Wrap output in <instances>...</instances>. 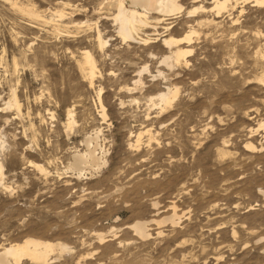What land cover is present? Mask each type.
Returning a JSON list of instances; mask_svg holds the SVG:
<instances>
[{
  "label": "rangeland",
  "instance_id": "374dc122",
  "mask_svg": "<svg viewBox=\"0 0 264 264\" xmlns=\"http://www.w3.org/2000/svg\"><path fill=\"white\" fill-rule=\"evenodd\" d=\"M180 1L126 42L116 0H0V248L56 245L18 264H264V9L206 26L211 12ZM192 27L190 54L163 63L164 38ZM99 130L106 163L78 176L73 155Z\"/></svg>",
  "mask_w": 264,
  "mask_h": 264
},
{
  "label": "bare ground",
  "instance_id": "6f19581e",
  "mask_svg": "<svg viewBox=\"0 0 264 264\" xmlns=\"http://www.w3.org/2000/svg\"><path fill=\"white\" fill-rule=\"evenodd\" d=\"M203 1H207V0H192V2H197V4ZM210 1H211L210 7L206 8L200 3L198 5L196 4V6H193L192 9L189 11L190 14L200 11V12H211L212 15H214L210 19H208V17H205L204 19L199 20L197 25L218 26V22L215 21L214 18L215 17L219 18L222 13L227 12L228 16L230 17V21L232 25L237 26L240 23L239 22L240 15L245 10L243 7L245 4L251 3L252 6H258L264 9V0H210ZM180 2H181L180 0H116V7H117L118 12L114 16V21L118 25L119 37H121L126 42L135 40L137 38L136 36L139 35V32L142 31L143 28L151 24L152 21H156L158 23L163 22L165 20V16H170L180 11L182 9V4ZM15 5H17V3H15ZM19 8L22 12L27 13L31 16L37 17L36 15H39L36 11L29 9V8H25L24 6L19 7ZM233 10H235L236 14L233 13ZM238 28H239V25H238ZM195 32L196 30L192 27L191 30L187 32L183 37L164 38V45L170 49V54H166L163 57V63L172 65L174 62L178 63L180 60L184 59L185 56L190 54V52L192 51V48L188 47V44H190L191 39H192L191 36ZM99 39H100V44L102 46L106 44V42L102 41L101 35L99 36ZM149 39L151 38L149 37L147 39H142V41L147 43ZM181 43L186 44L187 48L179 47L178 45ZM173 46H176L177 48L175 50H172ZM83 54L85 55V56L83 55L85 57V60H84L85 65L89 67L91 71L90 76L93 77V75L95 74V69H96L94 58L89 51H85ZM87 71L88 70H86V72ZM83 72H84V69H83ZM86 77H87V74H86ZM175 94L176 92L172 94V91L170 90V88L168 89V91L160 93L159 98L162 102L161 104H164V105L170 104ZM99 104H100L102 116L103 118H105L107 113H105V107L102 104L100 95H99ZM8 105H12V106L15 105L19 109V104L15 96H14V103L9 102ZM73 123H74V120L72 117V111H69V123L68 124L69 126H71L73 125ZM98 132H100V130L97 132H94V134H91L84 139V143L87 146V150L85 152L83 153L77 152L76 154L73 155V160L70 163V166L68 169L74 170L78 176L87 169L98 170L101 167L102 163L103 164L106 163L105 160H103L104 162L102 161L101 163L102 156H99V154L96 152L97 147H99L96 145L97 142H95L98 137L97 135ZM140 136L141 135H139L138 141L140 140ZM249 147H253V146L249 145ZM34 165L37 168H39L41 171H45L42 168V166L35 164V163ZM2 169H3V163L0 162V180H2L1 177L3 175ZM262 194L264 196V190H262ZM175 215H177V213L175 212V206H174L173 214L168 218V220L172 224H176L177 220L179 219V217H175ZM160 222L161 221H158V223ZM147 226H148L147 222L142 221V220L135 221V223L132 224L133 230L142 237H147L150 233V232L147 233V229H146ZM98 237L100 241L101 240L103 241L105 236L102 233H98ZM55 248H56V245L52 242L43 241L37 238H26L24 241L20 243H17V242L12 243L8 246L0 248V264H18L19 261H21V259L23 258L31 259L36 262H47L50 260L48 258L49 253L52 252Z\"/></svg>",
  "mask_w": 264,
  "mask_h": 264
}]
</instances>
